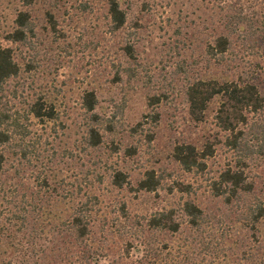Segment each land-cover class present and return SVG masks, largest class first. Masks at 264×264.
I'll return each instance as SVG.
<instances>
[{"label":"rangeland","instance_id":"rangeland-1","mask_svg":"<svg viewBox=\"0 0 264 264\" xmlns=\"http://www.w3.org/2000/svg\"><path fill=\"white\" fill-rule=\"evenodd\" d=\"M119 3L126 22L112 31L104 0H36L26 7L17 0H0V46L10 47L20 66L19 74L4 84L3 102L23 127L20 133L26 134L25 156L22 148L0 146L6 157L0 189V264H48L50 239L58 237L56 225L87 195L98 201L89 236L92 250L99 253L96 264H173V234L148 229L146 220L181 201L175 183L201 186L194 198L207 199L202 186L206 175L180 169L173 146L183 141L199 144L213 128L217 106L212 103L204 121L196 122L184 92L188 82L209 74L259 70L264 0ZM20 10L28 11L34 23L31 48L5 39ZM239 12L245 20L229 32L226 24ZM227 33L228 61L215 67L207 47ZM85 91L95 93L96 112L111 121L110 126L104 123L96 149L85 148L83 142L80 102ZM153 96L159 100L149 105ZM39 98L43 111H52V119L27 114ZM216 153L209 162L212 169L226 159L222 149ZM115 171L126 175L120 188L111 182ZM146 171L159 179L153 192L138 188ZM37 195L40 206L26 208L27 227L18 234L23 238H17L26 252H17L6 228L11 227L12 213L19 211L18 200L33 201ZM222 220L213 232L219 237L215 242H222V231L230 234L228 216L223 214ZM134 223L136 228L127 227ZM223 259L199 248L191 264H226L227 257Z\"/></svg>","mask_w":264,"mask_h":264},{"label":"trees","instance_id":"trees-1","mask_svg":"<svg viewBox=\"0 0 264 264\" xmlns=\"http://www.w3.org/2000/svg\"><path fill=\"white\" fill-rule=\"evenodd\" d=\"M17 1L26 7L36 0ZM104 2L112 31L120 30L126 22V14L121 9L119 0ZM241 14L235 13L230 18L226 24L229 32L236 24H243L245 17ZM48 17L52 19L50 13ZM34 32L31 15L28 11L20 10L15 16L13 30L5 39L31 48ZM229 48V34L217 36L207 47L209 62L215 67L222 65V62L226 64ZM262 59V62L256 63L260 67L259 70L239 69L240 71H228L230 74L222 73L219 77L209 74L204 79L199 77L188 82L186 86L184 92L186 103L193 120L204 121L209 106L216 103L217 107L212 115L213 128L199 144L183 141L173 146V160L180 169L186 173L206 175L203 179L206 185H202L208 192L206 201L198 202L194 198L201 186H195L190 182L175 183L173 190L183 196L181 201L173 205V209L155 212L146 220L145 225L148 229L160 234L163 232L173 234V264H191L194 250L199 248L204 249L213 259L225 260L227 257L226 264L230 262L264 264V230L261 228V225H264V58ZM19 71L20 66L14 59L12 49L0 46V146L4 150L7 147L20 149L26 146L24 143L26 134L19 131L23 127L7 109L2 94L4 84L11 77L17 76ZM149 100V105H154L159 98L153 96ZM96 106L95 93L85 91L81 97L80 109L84 113L83 142L85 148L89 149L100 146L103 126L107 122L108 126L111 125L108 118L105 119L96 112ZM51 112L50 109L43 111V103L39 98L29 106L27 114L42 120L44 117L52 119ZM219 149L226 154V159L212 169L209 162L216 158ZM23 152L22 155L25 156L24 149ZM4 154V151H0V189L1 175L6 163ZM111 182L120 188L126 182V175L121 171H115ZM43 185H46L45 180ZM158 186L159 179L155 177L153 171H146L138 184L139 189L149 192L155 191ZM39 200L40 197L37 199L35 197L33 201L18 200L19 211L12 213L11 227L6 228L5 232L6 236L15 240L12 244L16 242L17 245L20 243L17 238H23L18 234H24L27 227L26 208L36 210L37 206H40ZM97 202L95 196L87 195L73 204L71 213L56 225L58 237L50 239L51 248L46 256L48 264L97 263L98 256L95 255L99 253L92 250L89 242L92 216ZM6 203H11V200L6 199ZM121 211L124 214L123 206ZM223 214L230 220V226L227 227L230 234L222 235L225 232L222 231L220 233L222 242H215L219 237L214 233L223 223ZM127 227L132 229L135 223ZM16 248L17 252H26L23 245L21 247L17 245ZM170 252L171 250L167 255ZM231 258H234L233 261Z\"/></svg>","mask_w":264,"mask_h":264}]
</instances>
